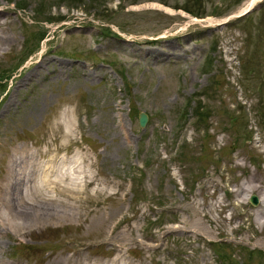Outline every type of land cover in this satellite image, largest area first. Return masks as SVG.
<instances>
[{
    "label": "rangeland",
    "instance_id": "rangeland-1",
    "mask_svg": "<svg viewBox=\"0 0 264 264\" xmlns=\"http://www.w3.org/2000/svg\"><path fill=\"white\" fill-rule=\"evenodd\" d=\"M0 7L14 37L0 53V186L93 178L105 223L131 227L132 259L264 264L257 192H236L264 177V0ZM58 244L3 238L0 253Z\"/></svg>",
    "mask_w": 264,
    "mask_h": 264
},
{
    "label": "bare ground",
    "instance_id": "bare-ground-1",
    "mask_svg": "<svg viewBox=\"0 0 264 264\" xmlns=\"http://www.w3.org/2000/svg\"><path fill=\"white\" fill-rule=\"evenodd\" d=\"M254 3L246 8H251ZM8 11L0 7V53H5L7 45L14 40L5 31L8 20L3 15ZM44 180L26 185L0 186V252L3 251V238L19 244L29 237L37 240L56 237L59 244L51 247L47 253L41 246L30 252L6 251L9 260L0 253V264H146L141 259H132L128 254L136 241L129 234L131 227L127 226L119 232V221L114 225L105 223L109 213L100 214L96 200V193L102 189L97 187L91 193L88 190L93 178ZM236 192L239 196L257 192L259 205L255 219L263 225L264 177L250 174L246 182L239 184ZM98 214L102 218H98ZM75 229L80 230L79 234H75ZM50 230L54 233L46 235V231ZM61 231L65 232L59 235ZM96 238H103V243L108 245L104 257L97 255L94 247Z\"/></svg>",
    "mask_w": 264,
    "mask_h": 264
},
{
    "label": "water",
    "instance_id": "water-1",
    "mask_svg": "<svg viewBox=\"0 0 264 264\" xmlns=\"http://www.w3.org/2000/svg\"><path fill=\"white\" fill-rule=\"evenodd\" d=\"M145 119H146V115H145V113L142 112L141 116H140L141 124L145 123V121H146ZM252 201H254L255 203L258 201L255 195L252 196Z\"/></svg>",
    "mask_w": 264,
    "mask_h": 264
},
{
    "label": "trees",
    "instance_id": "trees-1",
    "mask_svg": "<svg viewBox=\"0 0 264 264\" xmlns=\"http://www.w3.org/2000/svg\"><path fill=\"white\" fill-rule=\"evenodd\" d=\"M238 1H240V0H238ZM200 14H201V12L199 13V15H200ZM11 75H12V73H11V74H9V75H6V78H8V77L10 78V77H11ZM198 114H200V113H199V111H198ZM225 261H226V260H224V262H225Z\"/></svg>",
    "mask_w": 264,
    "mask_h": 264
}]
</instances>
